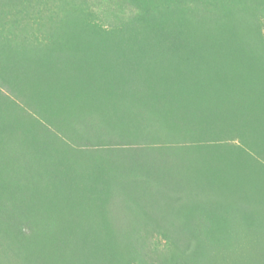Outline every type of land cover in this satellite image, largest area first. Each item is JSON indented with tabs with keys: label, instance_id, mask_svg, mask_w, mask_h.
I'll use <instances>...</instances> for the list:
<instances>
[{
	"label": "rangeland",
	"instance_id": "1",
	"mask_svg": "<svg viewBox=\"0 0 264 264\" xmlns=\"http://www.w3.org/2000/svg\"><path fill=\"white\" fill-rule=\"evenodd\" d=\"M98 31H114L122 38L130 36L146 41L148 38H175L163 41L162 44L156 42L160 48L148 50L153 42H147L150 45L146 44L144 49H137L129 37L124 40L111 35L109 39L102 40ZM57 43L62 48L86 43L93 45L86 54L91 59H99L110 70L112 68V80L116 82L111 86L114 92L101 97L63 98L62 94L60 100L64 102L60 105L59 101V114L65 117L69 113V120H78L79 123H75V126L81 122L82 127L88 118L95 117L100 124L105 118L115 122L118 121V116L123 119L129 117L128 119L136 120L134 126L143 131L139 133L131 130L132 145L121 150L120 147L111 149L110 152L120 154L122 151L125 162L132 159L131 165L136 166L134 160L138 159L140 164L147 163L146 169L133 168L131 175L123 173L116 179L109 178L111 193L106 199V192L101 187L103 180H99L101 184L97 187L81 180L77 169L68 170L67 166L65 170L54 169L49 167V163L43 167L29 161V148L37 141V134L30 133L31 128H35L34 120L43 118L47 127L59 133L58 135L62 133L57 126L47 123L46 113L39 114L38 111H42V108L37 103L41 98H46L50 85L47 78V88L43 89L41 85L38 87V81L45 77V72H42L45 69L37 73V60L44 61V49L48 51ZM5 48L10 49L3 51ZM261 49H264V0H0V56L7 55L9 58L15 54L17 60L26 62V66L19 69V76L37 82L35 87L27 84L16 88L13 83L6 81L5 74L0 80L4 93L10 98L6 99L11 101L10 107L3 108L4 114L0 113V132L4 131L7 136L0 140L2 200L10 203V207L17 213L30 214L34 227L48 234V237L50 233H57L54 240H63L72 232H93L84 235L86 249L97 245L91 238H94L95 232L103 231L106 225L111 226L109 231L118 234L120 239L129 235L134 243L146 235L145 244L138 248L142 261L134 257L137 253L132 259L124 252L128 259L121 263L144 264L147 260L149 264H164L162 256L171 249L170 237L173 239L175 234L188 242L198 240L191 244L195 249L192 255L194 258L205 263L227 264L223 262L225 258L232 257L230 253L236 246L246 244V240L253 237L263 241L264 231H257L255 236L250 234L253 231L229 234L233 246L216 244L212 246V251L200 252L201 248L207 250L205 245L199 243L202 241V234L187 238L189 233L163 234L128 230L144 212L155 216L161 211H168L172 212L167 215L168 218L178 219L179 215H174V211L186 213L187 216L195 214V209H217L219 205H226L223 199L230 197V194L214 187L211 183L213 174L207 173L208 167L203 161H200L199 166L198 163L192 164L199 171V175L195 177H190L192 167L188 171L184 164L187 160L197 162L196 156L204 154L208 145L217 146L218 153L230 150L221 147L222 145L232 149L239 147L238 150L242 149L248 156L254 155L250 142L253 130L249 129L252 128V118H247V121L235 119L241 112V105L247 104L237 93H246L247 87L264 83V51ZM59 56L63 60L66 58L65 54ZM40 73L41 77H38ZM58 73L60 76L56 77L57 85L66 91L71 86L65 81L67 71ZM122 79L128 80L126 86L121 84ZM223 82L230 87L227 86L230 93L225 94L228 102L225 99L223 106L220 95V101L205 108L206 98L200 97L205 89H198V86L193 87V90L189 89L191 85L201 83L216 86L213 99L214 95L220 94L224 87L220 83ZM134 89H142L143 95L137 93L141 96L133 97ZM174 90L179 91L183 99L186 98L185 93L190 92L195 94L186 95L199 96L194 97L197 110L206 109L205 119L213 120L215 124L213 129L201 133L204 138H196V134H181V129L168 128L165 111L166 107H171L174 103H167L163 92L169 91L173 99ZM59 92L63 93L61 90ZM229 105L233 107L231 113H228ZM177 114L178 117L180 110ZM41 124L42 133L51 134ZM238 124L245 126L243 130L247 134L243 139L238 134L241 130ZM258 125L262 126L261 123H257ZM229 126L234 128L228 131L226 128ZM98 129L108 134L102 127ZM111 130L110 128V132ZM126 131L130 135L128 129ZM120 138L119 136L118 139ZM242 157L241 163L247 162V156ZM121 166L129 167L128 163H122ZM161 170H166L167 175H158ZM71 176L75 180L70 182ZM235 185L246 190L245 176ZM250 193L242 198L252 200L253 195ZM145 200V205L153 203L156 207L152 204L147 207L142 205L141 202ZM197 211L198 214H204L201 210ZM159 221L168 222L161 218V214ZM17 237L21 238L18 242H23L25 250L29 252L33 233L26 231L24 236ZM140 241H143L142 238ZM62 247L63 243L51 254L47 264H69L67 252ZM190 249L180 248L178 253L181 254L183 250L186 255ZM253 252L254 249L245 250L246 257L241 256L243 264H254ZM255 252L262 259L259 264H264V252L256 249ZM8 255L12 264H23L15 253ZM29 255L26 264L45 263V259L36 253Z\"/></svg>",
	"mask_w": 264,
	"mask_h": 264
},
{
	"label": "trees",
	"instance_id": "2",
	"mask_svg": "<svg viewBox=\"0 0 264 264\" xmlns=\"http://www.w3.org/2000/svg\"><path fill=\"white\" fill-rule=\"evenodd\" d=\"M78 24L81 27L80 22H78ZM93 31L96 32L95 29ZM97 33H100L99 38L102 37V40L109 39L111 35L124 40L129 37L133 42L132 45L137 47V49H144L146 44L150 45L147 42H153V45H150L151 49L148 50L160 48V45L157 46L156 42H160L162 44L163 41L167 42L168 39L175 38H148V41H146V39L143 38L134 39L130 36L127 38H122L117 36L118 34H115L114 31H98ZM200 38L206 37L200 36ZM180 39L183 40V38ZM164 45H167V43ZM62 47V45L57 43L49 48V52L44 49V61H39V59L37 60L39 66L37 73H39L41 69H45L42 71L45 72V77L38 81V87L41 85V88H47L46 80L47 78L50 80L49 90L47 91L46 98H41L40 102H37L40 108H42V111L45 112H38L40 115H44L46 113L45 116L47 123L57 126L58 130L62 131V133L58 135L59 133H56L47 127L45 122H43V118L40 119L41 121L39 119H36V121L34 120L35 128H31L32 131L30 133L37 134V141L34 144L32 143L29 148V161L32 164L36 163V165L43 167H46V165L50 164L49 167L54 169L65 170V166H67L68 170L77 169V173L80 174L79 178L81 180H86L87 182L95 184L97 187H99V184H101L99 183V180H103V185L101 187H103L104 191L106 192V199L108 194L111 193V182L109 178L116 179L123 173L126 175H131L133 173V168L144 167L146 169L145 166L147 163L140 164L138 159L134 160L136 166L131 165L132 159H129L125 162L124 154H121L122 151H120V154H116L115 151H113V153L110 152L111 149L115 150L120 147L119 149L121 150L127 145L130 146V142H132L130 141V136H133L131 135L133 134L132 131L139 133H142L143 131L134 126V124H136L134 121L136 120L128 119L129 117H125V119H123L122 116H118V121L115 120V122L108 121L106 120L108 118H105V120H102L100 124L97 122L95 117L93 119L88 118L82 127L81 122L79 125L75 126V123H79L78 120H69V113H67L65 117L59 114V101L60 105L64 102V100H60L62 94L63 98L80 96L101 97L107 95V93H113L114 90L112 91L111 86L115 85L116 83L113 82L114 80H112V75H114L112 73V68L110 70L107 65H102L99 59H91L86 54V51L89 50V47H93V45H88L86 43L76 44L67 48H65L66 46H64V48ZM6 49L10 48H5L3 51ZM14 49L17 50L16 47ZM57 50L64 51L59 53ZM261 51H264V49H261ZM45 52L48 55L45 54ZM61 54H65L66 58L64 60L59 56ZM12 57L10 56L7 58V55L0 56V80L3 74H5L7 76L6 81L13 83L14 87L16 88L19 86H26L27 84H31V87H35L37 83L36 81H28L24 79V76H19L18 71L20 68H22L21 66H26V62L17 60L18 58H15V54H13ZM64 70L67 71V77H65V81L67 85H71L66 91L63 87L58 86L56 82V77L60 76L58 72H63ZM63 76L65 75L63 74ZM38 77H41V73ZM123 80L124 79L120 80L121 84L126 86L128 80ZM220 84H222L224 87H222L220 94L214 95L213 99L212 94L213 91L217 89L216 86H209L208 83H201V85H191L189 89H192L196 86H198V89H205L203 96H200L202 98H206L205 102L207 103L205 108H207L211 103L214 104L215 101H220V95H222V101H220V103L223 106V104H225V99L228 102L227 96L225 98V94L230 93L228 89L230 87L228 86V83L225 82ZM1 85L2 83L0 82V113L3 115V108H8L11 101L6 99V97L8 99L10 98L9 96H6L2 89L3 86ZM59 90L63 91V93L60 94ZM245 91L246 93L244 91L237 93L238 96H242V101L247 102V104L241 105V112H239L235 121H247V118H252V128L249 129L253 130L254 128H257V130H253L251 132L258 133V138H256L252 133L253 136L251 137V141L256 146L261 147V149L256 150L257 152L255 155L252 156L249 154L248 156L243 152L242 149L237 150L236 148L232 149L230 146L221 145V147H226L230 150L227 152L224 150L221 153H218L216 151V149H218L217 146L208 145V149L207 151H204V154L196 156L195 160H197V162H191L190 160H187L188 162H185L186 164H184L185 169L188 171L189 168L192 167L193 173L190 177H195L199 175V171L195 169L192 164L198 163L199 166L200 161H203L206 167H208L206 168V170L208 169L207 173L213 174L211 177L213 178L211 183L214 185V187H218L220 191L230 194V197L227 196V198L223 199L226 205L224 207L219 205L217 209H210V207L206 208L209 210L195 209V214H189L190 218L186 217V213L174 211V215L178 213L179 217L177 218L181 220L176 218L173 219L172 217L168 218L167 215L172 214V212L168 211H161L155 216H151L147 212H144L143 214H140L141 218H138L136 224L130 225L129 228L131 229L128 231L163 234L189 233L187 238L195 237V234H202V241H199V243L201 245H205L207 250L201 248L199 249L200 252L208 250L212 251V246L216 244H227L229 246H233L229 240V234L241 233L243 231H253L250 234L255 236L254 234L257 233V231H264V162L261 160L264 159V83H261L260 86H249L245 89ZM137 93L143 95L142 89L139 91L134 89L133 97L140 95ZM186 94L195 93H185L184 96H186V98L183 99L181 97L182 94L179 91L174 90V98L172 99V94L169 91L163 92V96L165 95L164 97H167L166 102L170 103L171 101L174 103V105L171 107H166L165 122L169 129L183 130L180 132L181 134H183V132L184 135L196 134V136H193L196 138H204L203 134L201 133L205 130L208 131L213 129L212 127L215 126L214 121L205 119L204 116H206V109L201 111L197 110V105L194 104V97H199L198 95ZM232 95H234V93ZM147 96L149 98V92L147 93ZM231 99H233V97L230 98V100ZM177 103L180 105L177 106ZM198 108H200V106ZM231 109H233V107L232 105H229L228 113L233 112ZM178 110H180V115L177 117ZM46 111L52 114H47ZM157 118L160 119L159 117ZM39 121L43 124V126L46 127L47 130L51 132V134L48 132L42 133V130L40 129L41 126L39 125L41 123ZM30 122L33 123L32 120H30ZM71 122L73 125H71ZM257 123H261L262 126H257ZM99 127H102L103 131L107 130L108 134H106V132L105 134L100 132L98 129ZM238 127L241 129L240 131L238 129V134L241 138H243L247 134L244 133L245 131L243 130V127L245 126H239L238 124ZM110 128L112 129V132H110ZM233 128L234 127L229 126L226 129H228V131L230 129L231 131ZM127 129L130 135L127 134ZM114 135L115 138L113 139L112 136ZM119 136L121 137L120 139H118ZM6 137L7 136L4 131L0 132V140H3L2 138ZM212 148H215V150ZM103 150H105V152H102ZM243 155H246L248 158L247 162L245 163H241V160L243 161ZM122 163H128L129 167L125 166V168H122V166L124 167V165L121 166ZM188 165L190 166L188 167ZM163 167L167 166L163 165ZM165 172L167 173L166 170H161L158 171L157 174L167 175ZM242 176H245L246 178V190L236 187L235 185ZM69 180L71 182L75 179H73L71 176ZM249 193L253 195L252 200L248 201L245 198H242L245 196V194L249 195ZM141 204L146 207L152 204L154 207H156L153 203L145 205L146 200L141 202ZM197 210H201L200 212H204L206 215L198 214L199 212ZM160 214L161 218L163 220L167 219L169 222L168 224L171 226L161 227L158 225H152L158 224L156 222H160ZM154 221L155 223H153ZM176 225V229H179L177 231H153L156 228H163L166 230L173 229L176 227ZM106 227L103 231L94 233V238L91 239H93V242L95 240L97 245L91 249L85 248L86 244L84 242V235L85 233L93 232H72L67 238L63 240H54L58 236L57 233H50L48 237V234H44L43 232L37 230L34 227V221L31 215L13 211V209L10 207V203H6V201L2 200L0 193V264H12L10 255H8V253H15L17 259L19 258L23 264H26V261H28L30 258V253H36L39 257L44 258V264H47L51 254H54L57 251L56 249L60 247L61 243H63L62 249L67 252L69 264H126L127 262L121 263L122 261H126L128 259L126 254L131 256L132 259H134V257L140 258L138 248L140 245L145 244L146 235L141 236L138 242L134 243L133 240L129 238V235H126L123 239H120L118 234L112 233L111 230L109 231L111 226L106 225ZM26 231L33 233L30 247L31 250L29 251L30 253L25 250L23 242L21 244L18 242V239L21 238L17 237L18 235L24 236ZM141 238L143 240L142 242L140 241ZM170 240L169 247H171V249L167 252H164V255L162 256L164 258V260L162 259L164 264L212 263L202 262L201 259L196 257L194 258V256H192L194 255L195 249H193L194 247L191 244L196 243L198 240L194 242L193 240L196 239H193L191 241L189 240L188 242L187 239L180 238V236L175 234H173V239L170 237ZM246 241V244H240V246H236L230 253L232 257L225 258L223 263L243 264L241 256L244 258L246 257V249H254L252 254L254 264L261 263L262 259L257 256L255 249L259 252H264V240H258L253 237L251 240ZM180 248L190 249V251L184 255L183 250H181V254H179L178 251ZM124 252H126V254ZM134 254L136 255L133 257ZM140 259L142 261V258ZM144 264L149 263L146 260Z\"/></svg>",
	"mask_w": 264,
	"mask_h": 264
},
{
	"label": "crops",
	"instance_id": "3",
	"mask_svg": "<svg viewBox=\"0 0 264 264\" xmlns=\"http://www.w3.org/2000/svg\"><path fill=\"white\" fill-rule=\"evenodd\" d=\"M254 127V126H253ZM253 130H257V128H254ZM261 131V130H260ZM253 134L255 135V137L256 138H258V133H254L253 132ZM253 134H252V136H253ZM251 136V137H252ZM241 139H243V138H241ZM250 142H252L251 141V139H250ZM224 148V147H223ZM234 149V148H233ZM237 150L239 149V147H237L236 148ZM259 149H261V147H258V146H256L255 144H253L252 143V151H253V153H254V155H255V153L257 152L256 150H259ZM253 156V155H252ZM258 158V157H257ZM261 160H263V162H264V159H261ZM203 215H206V214H203ZM200 216H202V215H200ZM187 218H190V216L188 215V216H186ZM179 220H181V219H179ZM181 222V221H180ZM153 223H155V221L153 222ZM156 223H158V224H152V225H158V226H161V227H165V226H171L170 224H168L169 222H167V224L166 223H163V222H156ZM177 228V225H176V227L175 228H173V229H169V230H166V229H163V228H161V229H154L153 231L154 232H157V231H177V230H179V229H176Z\"/></svg>",
	"mask_w": 264,
	"mask_h": 264
}]
</instances>
